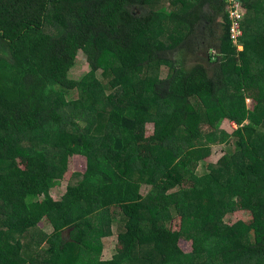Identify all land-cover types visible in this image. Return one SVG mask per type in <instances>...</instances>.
I'll use <instances>...</instances> for the list:
<instances>
[{"label":"trees","instance_id":"obj_1","mask_svg":"<svg viewBox=\"0 0 264 264\" xmlns=\"http://www.w3.org/2000/svg\"><path fill=\"white\" fill-rule=\"evenodd\" d=\"M235 1L242 50L230 0L171 12L152 0H0V264H25L29 230L48 226L51 264H88L91 238L101 245L121 218L116 253L101 260L98 245L96 264H264V0ZM213 26L212 74L185 58L166 78L145 73ZM80 51L103 79L71 77ZM214 146L230 150L201 175Z\"/></svg>","mask_w":264,"mask_h":264},{"label":"rangeland","instance_id":"obj_2","mask_svg":"<svg viewBox=\"0 0 264 264\" xmlns=\"http://www.w3.org/2000/svg\"><path fill=\"white\" fill-rule=\"evenodd\" d=\"M180 0H152V5H159V7H162L163 9H166L167 11H176L175 8L179 7ZM187 7L189 6V3H184ZM183 10V6H182ZM218 22L220 23V19H218ZM245 23V22H244ZM177 26V23H175L174 20H169L167 22L168 32H165L163 34L164 39L167 40L170 37V34L173 33L174 28ZM208 27L210 25H207ZM215 26V25H214ZM212 27V29L215 31V33L212 35L211 30L209 28H206L203 32L198 31L194 34V37H192V41L190 43L189 50L185 51L184 53H176L174 55H170L171 61L162 63L159 67H149L145 69V73L148 74L149 78L155 79V78H166L170 73V68L172 63L176 61H180V59L185 58V63L188 68L193 67L197 63H202L206 65L210 73H213V65L210 64L209 60V53L212 55H218V45L220 41V36L222 34L221 28L216 27V30ZM245 26V24H244ZM200 30V29H199ZM49 31V29H48ZM188 31V30H187ZM185 31V34L188 32ZM204 43V48H200V45ZM237 43V42H236ZM238 45V44H237ZM239 49L242 50V44L238 45ZM186 53V55H185ZM102 71H99L97 73H92L91 68L89 66V63L87 61V56L83 52H79L77 56V61L75 66L70 71V75L73 79L77 80H86L89 78H98L99 80L103 79L104 76L101 74ZM106 84V83H105ZM107 93H110V91H107ZM80 98V93L78 90L70 91L65 95V99L75 101ZM251 100H248V104L251 106ZM195 105L197 107H200V104L198 101H194ZM202 108V107H201ZM223 127L227 129L230 133H234L238 129V125L229 121L225 120L222 123ZM230 149L225 146H214L209 156L200 161V166L198 168V173L203 175L208 170V164L219 163L227 154V152ZM85 160L83 161H77V170L78 172H83L85 170ZM80 178L76 177L72 181V183L63 182L59 191L52 192L53 196L56 198L57 194H64L67 190L68 185H74L76 183L80 182ZM151 188L148 186L142 187V194L147 195L149 190ZM178 190V189H176ZM175 190V191H176ZM227 221H232V216H227ZM124 230V221L121 219L118 220V222H115L112 227V233L110 236L104 238L101 242L102 244H98L95 242L97 240L96 236H93L91 238V248L93 252L89 255L90 261L88 264H96V253L94 250L98 247V245L101 246V251L98 253V256L101 260H109L113 257V255L116 253V246H117V236L120 232ZM187 230L189 232L193 231V223L188 222L187 223ZM53 232V229L51 226L46 227L44 230H38V229H31L28 232V237L24 239L25 248L23 251V259L25 260V264H31V260H37L36 264H42V262H46V264H51L49 261L50 255L47 253L48 243L47 239L49 238L50 234ZM65 236L68 237V233H65ZM150 251V247L144 248L140 251L141 254L147 253Z\"/></svg>","mask_w":264,"mask_h":264},{"label":"built area","instance_id":"obj_3","mask_svg":"<svg viewBox=\"0 0 264 264\" xmlns=\"http://www.w3.org/2000/svg\"><path fill=\"white\" fill-rule=\"evenodd\" d=\"M229 11H230V16L233 20L232 30H231L232 39L236 45L237 44L240 45L242 44L241 43V37L243 35L242 21L244 18V11L242 10V5L236 2L235 0H230Z\"/></svg>","mask_w":264,"mask_h":264}]
</instances>
